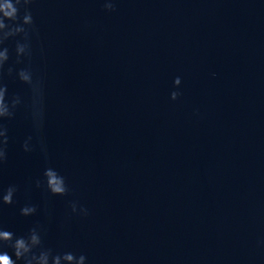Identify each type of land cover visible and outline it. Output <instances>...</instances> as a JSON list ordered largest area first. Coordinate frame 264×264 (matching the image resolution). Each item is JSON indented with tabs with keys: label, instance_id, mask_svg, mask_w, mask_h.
<instances>
[{
	"label": "water",
	"instance_id": "1",
	"mask_svg": "<svg viewBox=\"0 0 264 264\" xmlns=\"http://www.w3.org/2000/svg\"><path fill=\"white\" fill-rule=\"evenodd\" d=\"M114 2L33 0L31 56L6 42L22 103L3 121L0 188L17 192L0 226L39 224L85 264H264V0ZM24 67L42 82L39 133ZM48 167L67 194L35 187Z\"/></svg>",
	"mask_w": 264,
	"mask_h": 264
},
{
	"label": "clouds",
	"instance_id": "2",
	"mask_svg": "<svg viewBox=\"0 0 264 264\" xmlns=\"http://www.w3.org/2000/svg\"><path fill=\"white\" fill-rule=\"evenodd\" d=\"M32 2L33 0H0V166L7 159L8 129L3 121L11 119L15 115L16 108L22 103L19 95H8L7 85L3 83L4 66L9 60V49L6 42L11 38L20 37L15 40L16 63H21L23 57L31 56V34L35 31V21L29 7ZM103 6L106 10H115L114 0H104ZM12 73L13 67L9 66L7 74L11 76ZM15 76L31 89V119L34 129L39 133L44 121L42 82L33 78L30 67L16 70ZM180 83L179 77L173 80L175 86ZM179 95V91L170 92L172 100L177 99ZM31 139V136L27 137L21 145L25 152L32 151L29 145ZM42 150L46 152L43 145ZM43 178V181L40 179L34 181L36 188H40L43 184L49 193L59 196L69 191L65 178L54 168H45ZM16 192V185L0 188V206L12 204ZM69 207L72 213L88 214V210L83 206H80L78 211L76 202H70ZM36 212L37 206L34 204H25L19 209L21 216H30ZM42 231V226L36 224L30 227L26 234L17 236L14 232L0 226V249L10 248L12 250V255H9L7 251H0V264H17L18 261L22 264H85L87 258L84 254L77 255L71 251L54 252L52 248L44 247Z\"/></svg>",
	"mask_w": 264,
	"mask_h": 264
}]
</instances>
